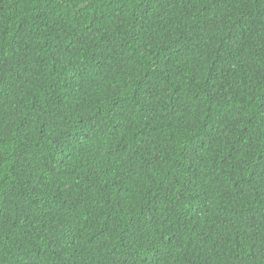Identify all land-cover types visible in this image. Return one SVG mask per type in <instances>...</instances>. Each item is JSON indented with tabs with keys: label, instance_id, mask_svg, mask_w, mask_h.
<instances>
[{
	"label": "trees",
	"instance_id": "1",
	"mask_svg": "<svg viewBox=\"0 0 264 264\" xmlns=\"http://www.w3.org/2000/svg\"><path fill=\"white\" fill-rule=\"evenodd\" d=\"M0 264H264V0H0Z\"/></svg>",
	"mask_w": 264,
	"mask_h": 264
}]
</instances>
